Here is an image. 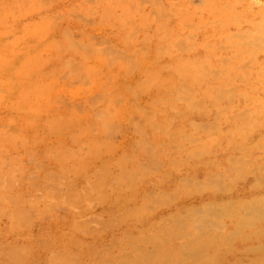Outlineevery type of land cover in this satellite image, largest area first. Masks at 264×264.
Segmentation results:
<instances>
[{"label":"bare ground","instance_id":"bare-ground-1","mask_svg":"<svg viewBox=\"0 0 264 264\" xmlns=\"http://www.w3.org/2000/svg\"><path fill=\"white\" fill-rule=\"evenodd\" d=\"M24 1H0V145L24 142L29 134L36 137L29 133L28 125L43 114L45 128L67 130L75 140L85 132L79 129L77 111L82 105L95 106L107 94L108 87L103 91L93 89L101 65L113 66L108 73V79H112L130 74L143 63L142 59L150 62L141 69L135 83L122 88L131 95L151 93L153 105L130 112L129 120L136 132L143 134L139 137L135 132L134 153L127 156L132 162L126 163L122 156L118 161L107 159L110 161L102 165V174L89 179L88 187L87 182L84 185L101 193L107 187L108 205L120 209L122 213L116 215L130 217L133 223L116 240L115 251H101L99 247L68 240L75 229H83L82 222H75L70 231L55 235L58 245L52 246L45 237L51 245L47 244V249L54 253L47 264H86L83 257L90 259L89 264H264V8L250 13L244 4L236 10L239 0H204L196 8L184 2L183 9L174 14L175 27L167 29L160 23L152 28L154 18L140 14L143 0H101L98 9L90 8L92 0H82L85 17L97 12L100 20L109 24L115 20L125 28L121 45L115 46L109 38L99 39L95 34L77 41L70 32L64 33L62 44L57 43L48 35L52 24L47 18L39 17L33 22L22 18L43 5V0ZM156 14L171 15L159 1ZM246 16L245 27L242 22ZM230 23H235L236 28L227 31ZM137 24L145 27V50L139 51ZM209 25L220 33L219 40L210 39L213 33ZM188 29L203 30V40L190 41ZM6 31L13 32L12 39H5ZM179 31H184L185 36ZM67 48L75 50L79 57L61 59L48 71H40L46 49ZM91 56L96 60L91 61ZM162 58L165 63L160 61ZM65 78L92 88L85 100L76 102L77 111L59 110L64 99L53 83ZM119 94L110 93L108 101L95 112L94 121L86 126L99 134L90 139L86 159L77 160L56 145H46L39 157L53 155L59 162L55 168L42 164L44 176L51 171L62 176L77 167L83 170L102 154L101 149H110V133L115 131L112 128L127 102L126 94ZM160 108L172 115L157 116ZM7 110L11 114H6ZM176 114L182 115L184 125L170 122ZM153 146L163 147L161 156H151ZM35 153L34 149H26L20 159L31 160ZM5 154L0 153V216L6 215L8 230L17 232L30 216L36 217L35 212L29 216L27 211L39 208L31 210L34 202L29 203L30 209L24 208L25 198L18 194L21 190L17 193L11 189L15 181H21L27 166L3 170ZM70 158L76 162L71 163ZM154 174L158 175L156 181L149 179ZM111 180L117 182L116 187L109 185ZM139 182H143L142 188ZM53 183L46 185L56 187ZM49 190L45 198L56 197ZM186 197H196L199 203H184ZM181 200L177 211H165ZM50 202L55 203L52 199ZM67 234L70 235L66 237ZM24 242L2 244L0 264H24V257L32 250Z\"/></svg>","mask_w":264,"mask_h":264},{"label":"rangeland","instance_id":"rangeland-1","mask_svg":"<svg viewBox=\"0 0 264 264\" xmlns=\"http://www.w3.org/2000/svg\"><path fill=\"white\" fill-rule=\"evenodd\" d=\"M15 1L16 0H10V3L13 4ZM17 1L20 3H25L24 0H17ZM100 1L101 0H96L95 3L92 0V2L90 3L91 6L90 8L98 9L99 7L98 5ZM148 1L149 0L147 1L143 0L142 2H140V6H141L139 7L140 14L148 15L147 16L148 18L144 15L147 19L154 18V23L152 28H154L156 24L160 23L167 29L175 27L176 17L174 14L179 13L183 9L184 2H186L188 5L194 8H196L197 6L201 5L204 2V0H158L161 7L164 10H167L171 13V15H167L166 17L165 16L158 17L157 14L155 15V12L157 11L158 8V1L152 0V2L149 1L150 3ZM81 2L82 0H43L42 3L43 5H37L29 14H26L27 12L23 13L26 15H23L22 18L24 21L30 20L32 22L39 17L47 18L52 24L50 26L48 35L49 37L52 36L51 39H54L57 43L60 44H62L61 42H63L64 33L70 32L71 37L77 41L85 40L87 39V37H89V35L95 34L96 38L100 39V37H104L107 40L109 38L110 42L113 45L120 46L122 43V37L125 28L119 25L115 20L111 24L106 23L104 19L100 20L98 18L97 12L90 14V17H85L84 13L82 12L83 6H81ZM239 2L240 5H238V7L235 8L236 10L242 9L244 4L247 5L248 7L247 9L249 10L250 13L252 12L258 13L259 12L258 10L260 8L262 9L264 8V0H239ZM72 8H77V10L79 11L77 13H70L69 10H71ZM140 8L142 9L140 10ZM153 10H155V12ZM252 17L256 18L255 15H253ZM246 19L247 16L244 22L242 23L245 24ZM246 26L247 25L245 24V27ZM208 28L209 30H212L211 33H213L210 36V39L212 41L219 40L220 33L217 30H213L215 29V26L209 25ZM235 28H236L235 23H230L227 25L226 30L232 31ZM188 31L190 33L189 36L190 41L200 42L203 40L205 36V34L202 32L203 30L191 32L188 29ZM145 33H146L145 27L137 24L135 34L136 37H138L137 43L138 44L140 43L139 51L140 48L141 50H145L142 49L145 48L146 46L143 40ZM179 35L185 36L184 31H179ZM4 37L6 40L12 39L13 32L6 31ZM77 54L78 53L75 50L70 48H67L64 51H60V50L52 51L51 49H46L44 54H42V63L40 64V71L41 72L48 71L49 69L54 67L61 59L64 60L65 58H71L75 56L79 57ZM130 59L133 61L132 57ZM90 60L95 61L96 57L91 56ZM160 61L161 62L163 61V63H165L166 59L162 58L160 59ZM142 62L143 63H141V65L139 64L135 68V70L132 71L130 74L128 75L119 74L118 76L112 79H108V73L113 70V66L111 67L109 65L102 64L98 73L96 85H93V89L95 88L103 91L105 87H108V91L106 92L107 94L101 100V102L97 103L95 106L90 107L87 105L86 106L82 105L79 111H77V109L75 108L76 102L80 100H85L88 97V95L91 93L92 88L80 83L79 81L76 82L72 81L69 78L57 79L53 83L55 85L54 90H58V93L62 92V96L64 99V103L58 106L60 108L59 110L70 111V112L77 111L78 115L80 116L79 129H82L85 132L79 133V135L75 140H72L68 136V133L66 132L67 130L49 131L47 128H45L42 125V122L43 120L46 119L45 118L46 114H43L33 118L31 124L28 125L29 133H31L32 137L33 136L36 137L31 138L29 134L28 139L24 142H19L16 144L13 143V144L0 145V148H2V150H0V153L2 152L6 153L3 170H7L10 167L14 169L19 165L24 166L26 164L25 166H27L25 169V173L23 172L21 177L19 176L21 174L18 175L21 178V181H15L13 185H11V189L14 191L16 190L17 193L20 190L22 191V192L20 191L18 194H20V196L23 195L22 197L25 198L26 202L24 201V199H23L24 203L22 202V206L24 208L30 209L29 207L30 202H34L35 204L34 208H31V210H34L36 206L37 208H39V209L36 208L37 210L33 212L30 210L27 211L29 213V216L30 213L31 215H33V213L35 212L34 214L36 215V217L34 215L33 217L30 216L29 219L27 220V224L21 227V229H19L17 232L8 230L9 221L6 215H1L2 217L0 216V246L6 243L13 244L15 242L21 243L25 241L24 243L29 247V251L30 249H32L31 253L27 254L24 257V264H47V260L50 257H52V254L54 253L51 252L50 249H47L48 248L47 244L49 243L47 240H45L46 239L45 237H47L50 240L52 246H56L58 244L56 240H54L55 235L56 234L62 235L63 232L70 231L72 229L71 227L72 224L75 226V222L78 223L82 222L81 225L83 226V229L81 230L75 227L78 230L75 229L76 231H74V235H71V237L68 240L74 241L78 245H80L79 241H81L82 243L90 247L93 248L99 247L101 251H115L114 244L118 246L116 240L120 238L122 234L125 232V230L133 223V220L130 217L127 216L124 217L123 214L122 216L116 215L117 213L120 214L121 212L120 209L114 207L112 204L111 206L108 205V202L110 201H109V189L107 190V187L102 188V193L101 191L90 190L89 189L90 186L88 189L86 188L88 187L87 185H90V181H88L89 179L90 180L93 179L94 175L100 174L103 170H105V168L102 167V165L107 161H110L107 159L118 161L120 156H122L123 160L126 163H131L133 160L127 157L131 153H134L132 141L134 139V136L135 138L137 137V135L135 134L136 130L134 128V124H132L131 121L129 120L130 112L134 111L138 107L150 109L152 108L153 105L151 103V100L149 99L151 93H144L143 95H131L127 91L122 90V88L123 87L128 88L130 84L135 83L140 75V72L142 71L141 69L144 66H149L150 64V62H148L146 59H142ZM110 93L118 94V95H120L119 93H124L126 94L127 97L126 98L127 102L122 107V115L116 121L118 124L116 123L115 127L112 128L115 131L113 132L111 131L110 133L111 136L109 135L110 136L109 140L111 139L108 144L110 145L109 146L110 149L109 148L101 149V151L103 150L102 154L98 158L90 161V163L87 164V166L83 167V170L85 169V171L82 170V167L79 168L75 165L77 168H75L74 171L66 174L62 173V176L58 175L56 171L53 172L51 171L48 176H44L41 170L42 164H44L45 166L50 165L52 168H55L56 167L55 163L59 162L53 155H48V158L45 155L43 157L44 159L39 157L40 152L44 151L46 145H56V147H58L60 150L65 152L68 151V153H72L77 160L86 159L88 155L90 139L97 138L99 134L95 130H90L85 128L89 123H92L94 121L95 112L99 110L108 101V98L111 97V95H109ZM9 110L11 109L9 108ZM9 110H7L6 114H11ZM13 112L14 115H16L15 110H13ZM163 114L172 115V113H170L165 108H160L157 111V116H161ZM170 122L171 123L175 122L177 126L184 125V118L182 117V115L176 114L174 115L173 120ZM146 131H149L148 126L146 127ZM24 133L25 132L23 131V134ZM138 135L140 137L143 134L141 135V132H139ZM26 149H31V150L34 149L36 152L35 157L32 158L31 160L22 161L20 158L22 157ZM153 150L154 153H151L153 152ZM162 151H163L162 146H159L157 148H154L153 146L151 148V151H149V153L151 154V156H161ZM75 158L73 159L70 158L71 163L76 162ZM35 173L39 175L37 176ZM55 174L57 176H55ZM170 175L171 176L169 182H171L173 178L172 172ZM157 176L158 175L154 174V177L151 176L149 177V179L152 181H156ZM46 179H48L49 182H46L47 181ZM51 182L52 183L55 182L52 185L56 184V187L53 186L54 189H56L54 190L55 192L51 191L53 189H51L52 186L50 184H48V187L46 185V183H51ZM86 182L88 184H86ZM108 182L109 185H112V187L117 186V182L114 183L115 182L114 180ZM142 183L143 182H139L138 187L142 188L143 187ZM57 185H60L61 187ZM84 185L87 187H84ZM105 189L108 191V193L106 192ZM47 190H49L52 193V195L54 193L57 194L56 197L55 195H53L52 198H47V197L45 198V194ZM74 190L76 191V193ZM56 191L61 194L57 193ZM30 193L31 194L33 193L32 197ZM34 197L36 198V202L32 199ZM86 197L87 198L89 197L88 198L89 200L85 199ZM63 198L65 199L63 200ZM194 198L186 197L184 200L183 199L182 200L184 203L190 202L193 205H197L199 203V199H196V197ZM51 199L54 200L55 203L50 202ZM68 200L70 202H68ZM182 200L169 205L168 209H166L165 211H177L182 205ZM49 203H53L51 204L52 210H50L51 205ZM72 204L74 207L72 206ZM43 207L45 209H43ZM116 216L121 219L115 221V219L117 218ZM152 219L155 220L156 215H154ZM146 225L147 223L144 224L143 227H146ZM133 231L135 233L137 232L136 229H134ZM69 235L70 234H67L66 237H68ZM27 241H29L31 244ZM79 249L80 247L78 248V251ZM83 258H85L86 260V261L84 260L85 263L89 264L90 259H88L87 257H83Z\"/></svg>","mask_w":264,"mask_h":264}]
</instances>
